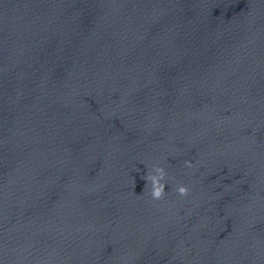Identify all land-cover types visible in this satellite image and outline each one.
Instances as JSON below:
<instances>
[{"label": "water", "instance_id": "water-1", "mask_svg": "<svg viewBox=\"0 0 264 264\" xmlns=\"http://www.w3.org/2000/svg\"><path fill=\"white\" fill-rule=\"evenodd\" d=\"M0 264H264V0H0Z\"/></svg>", "mask_w": 264, "mask_h": 264}, {"label": "clouds", "instance_id": "clouds-1", "mask_svg": "<svg viewBox=\"0 0 264 264\" xmlns=\"http://www.w3.org/2000/svg\"><path fill=\"white\" fill-rule=\"evenodd\" d=\"M143 163V162H142ZM168 176V171L163 163L154 162L151 167L147 166V173L144 179L147 181L145 186L150 185V193L154 199H161L165 196L166 190L165 185L168 184L166 177ZM177 191L179 193L186 194L188 189L186 185H178Z\"/></svg>", "mask_w": 264, "mask_h": 264}]
</instances>
